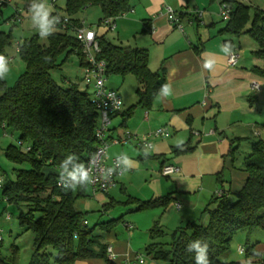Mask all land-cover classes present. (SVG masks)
I'll use <instances>...</instances> for the list:
<instances>
[{
  "label": "trees",
  "instance_id": "16d2710c",
  "mask_svg": "<svg viewBox=\"0 0 264 264\" xmlns=\"http://www.w3.org/2000/svg\"><path fill=\"white\" fill-rule=\"evenodd\" d=\"M222 2L230 7V18L218 34L247 35L258 46L253 55L264 60V12L239 1ZM88 7L98 8L101 19L128 13L131 8L129 0H65L64 14L77 25L74 17ZM10 32L0 31V56L4 63L11 46ZM40 37V33L32 35L19 46L17 54L25 71L13 86H7L0 73V129L5 134L9 130L17 135V145H8L3 155L13 165L29 166V169L14 170L12 181L1 177L0 200L17 209L22 206L27 209L19 212L17 222L20 229L34 236L28 264H75L89 259L114 264L107 257V243L103 242L102 234L110 233L121 218L89 227L83 214L74 207L76 199L85 197L86 188L56 186L58 173L78 171L97 145L94 131L99 114L91 103L88 89L81 90L67 81L66 86H59L50 76V71L62 65L70 55H75L82 66L81 46L66 32L46 33V45L39 43ZM98 44L99 59L107 64L106 76H133L139 85L136 105L149 108L163 70L152 73L148 69L145 50L114 46L102 38L98 39ZM223 44L233 49L232 40H224ZM256 72L264 78V70ZM132 109L126 112L128 117ZM262 127L264 129V125ZM240 141L230 140L228 155L232 159ZM22 147L28 151L23 152ZM190 150L183 145L172 154ZM242 170L247 174L243 188L232 197L223 193L214 197L211 206L203 211L207 215L205 224L189 221L171 232L168 250H164L161 243L167 234L155 222L149 230L147 257L167 264H198L197 257L202 255L207 264H240L223 263L218 258L228 252L236 233L264 232V140L251 143L250 153L243 158ZM126 203L135 204L136 211H148L167 207L171 199L162 197L143 202L130 198ZM96 229L102 234L95 233ZM251 248L249 246L245 253L254 258L248 253ZM16 258V248L9 258H4L0 242V264H17ZM255 259L257 264H264V259Z\"/></svg>",
  "mask_w": 264,
  "mask_h": 264
},
{
  "label": "crops",
  "instance_id": "0c3cea01",
  "mask_svg": "<svg viewBox=\"0 0 264 264\" xmlns=\"http://www.w3.org/2000/svg\"><path fill=\"white\" fill-rule=\"evenodd\" d=\"M222 1L129 0L130 11L114 21V30L99 27L101 17L95 24L98 39L118 47L145 50L148 69L152 73L163 70L157 94L149 108L136 105L139 87L132 94L122 92L120 95L118 89L124 88L127 76L120 77L122 81L112 79L109 86L111 76H106V87L116 91L122 101L121 112L112 119L108 133V138L117 139L120 143L109 146L108 157L121 156L124 171L115 179L113 187L101 193L109 197L103 209L116 203L110 197L113 190L124 195L126 202L130 198L144 202L169 197L171 203L167 207L151 212L150 221L144 227L148 238L155 222L164 232H173L189 221L205 224L207 215L203 211L211 206L215 193L221 191L232 197L243 188L247 179L242 170L243 160H237L238 152L234 159L228 155L230 140L241 139V143L263 136L258 126L263 129L264 123L258 122H264V119H258L261 114L257 107L259 100L264 98V78L256 70H264V60L253 55L257 47L247 40V35L231 37L218 34L224 27L219 28L215 23L220 20L219 5ZM231 1L252 2L257 4L255 8L264 11L257 0ZM167 7L181 15L182 32L167 20L164 13ZM74 18L87 25L84 17L77 14ZM227 39L232 40L233 49L224 46L223 41ZM230 51L239 54L235 67L227 65ZM80 81L83 90L87 89L82 78ZM67 82L79 86L74 81ZM130 108L133 109L128 117L126 112ZM158 128H165L169 136L152 139V149L138 154L141 148L133 137L148 136ZM126 132L129 138L125 136ZM183 145L191 150L180 155L172 154L175 148ZM166 165L175 166L178 171L163 177L160 169ZM137 174L142 175L141 187L149 197L128 194L127 189ZM97 194L92 193L93 196ZM132 205L136 209V205ZM119 218L123 222L122 217ZM253 233L244 232V235L245 245L252 246L248 253L254 256L253 262L256 263L255 258L264 259V238L255 234L252 237ZM113 235L111 230L106 237L110 239L107 247L112 248L114 264H131L141 256L128 244L114 239ZM236 252L245 253L240 242ZM75 264L106 263L102 259H89Z\"/></svg>",
  "mask_w": 264,
  "mask_h": 264
},
{
  "label": "rangeland",
  "instance_id": "374dc122",
  "mask_svg": "<svg viewBox=\"0 0 264 264\" xmlns=\"http://www.w3.org/2000/svg\"><path fill=\"white\" fill-rule=\"evenodd\" d=\"M224 1V0H223ZM11 3L7 6L1 8V16H0V31L4 33H8L11 31V46L7 49L6 55L10 57L12 60L10 62L4 63L5 70L2 72L3 79L7 86L11 87L14 85L17 78L25 71L24 63L19 59L18 54L15 51V46L17 42L24 41L25 39H29L32 35L37 33L41 34L39 43L41 45H46L45 34L52 33L53 31L49 28L45 27L43 22L35 23L33 22L32 17H41L42 12H47V17L52 13H64V5L65 0H57L55 6L50 4V0H37V2L28 1L26 3L19 0H11ZM224 2H221L222 4ZM246 5H250L254 7L252 2H243ZM259 7H262L264 10V0H257ZM24 4H31L33 9L27 13L22 14L23 20L20 23L11 22L12 17L14 16L13 5H18L19 7H23ZM217 4L215 3V6ZM217 7V6H216ZM260 9V8H258ZM261 10V9H260ZM264 12V11H263ZM78 16H82L85 19L87 26L89 25L92 30H95V24L97 20L101 17L100 10L96 7H88L85 10H82L78 13ZM220 17V16H219ZM216 26L221 28L224 26L225 21L216 20ZM91 24V25H90ZM249 28V26L247 25ZM43 34V35H42ZM109 37V36H108ZM251 44H255L257 49V44L250 40L249 37H246ZM239 55V54H238ZM51 78L59 85L66 86L67 83L65 81H74L78 83V88L83 90L81 86V69L78 64V60L75 55L68 56L67 60L56 67L55 69L50 71ZM112 79H117L122 81L120 77L111 76L108 80V86L112 83ZM126 83L124 88H119L118 92L120 95L122 92L126 94H132L139 87L138 83L132 76H127L124 80ZM118 87V86H117ZM263 100V101H262ZM259 100L258 110L260 109V117L259 120L264 119V98ZM264 122H258V124H262ZM261 129V134L263 136L253 137L251 141H242L238 148L237 160H243L242 158L247 156L251 151V143L257 141L258 139L264 140V130ZM10 133V134H8ZM3 131L0 129V177H7L8 180H14L15 171L17 169H29L28 165L17 166L13 165L9 162L3 155V150L8 145H17V135L15 133H11L9 130L6 131V136H3ZM143 151V152H142ZM145 150L140 149L137 151L138 154H144ZM241 158V159H239ZM238 162H236L237 164ZM141 182H143V177L141 174H137L133 180L132 185H130L128 190V194L134 197H149L148 194L144 193V189L141 187ZM117 190H113L110 193V197L116 200V203L111 207L103 209V205H105L109 201V197L96 193L97 195L93 196L90 188H86L85 197L78 198L74 202L75 209L83 214V218L86 221L89 227H93L96 223L106 222L112 219H117L118 217H122L123 222H117L113 227L112 231L114 233V239L123 242L124 244H128L130 249L133 252L141 255L144 258L143 264H167L164 261H153L150 257H147L145 253V247L150 243V240L147 235V231L144 230V227L148 225L150 221V214L153 211L158 209H153L149 211H135V206L132 204L126 203V198L124 195L117 193ZM27 209L22 206L17 209L13 205H8L4 200H0V242H1V253L4 258H9L12 253V249L16 248L17 250V264H28L31 254H32V243H33V234L30 231H23L19 228L17 222V216L19 212H25ZM6 214L9 215L10 219L6 220ZM131 224L133 226V230L127 232L124 228V224ZM200 223V222H198ZM166 237L161 241L163 244V249H169L170 243V234L172 230H165ZM245 231H241L236 233L232 241L230 243V248L227 253L220 256L218 260L220 262H242V264H257L254 261V258L244 254H238L236 252V246L240 242L243 249L246 251L250 245H245ZM252 237H261L264 238V232L260 230H254ZM95 233H100L97 229ZM103 235V242L109 243L110 239L106 237V234ZM239 236V237H238ZM237 238H240L237 240ZM253 240L250 239V242ZM50 253L53 254L52 251Z\"/></svg>",
  "mask_w": 264,
  "mask_h": 264
},
{
  "label": "built area",
  "instance_id": "2783aa9c",
  "mask_svg": "<svg viewBox=\"0 0 264 264\" xmlns=\"http://www.w3.org/2000/svg\"><path fill=\"white\" fill-rule=\"evenodd\" d=\"M11 0H0V8L9 5ZM57 0H50V4L55 6ZM14 16L11 22L20 23L23 20L22 14L29 13L33 6L24 4L23 7L13 5ZM165 16L169 23L173 24L176 29L183 31L181 24V15L174 12L171 8H165ZM124 14L117 17L103 18L99 22V27H103L108 31L114 30V21ZM219 16L222 21L227 22L230 18V7L226 3L219 5ZM33 22H39L40 17H32ZM44 26L53 32H66L71 35L81 46V54L83 55V65L80 66L82 74V82L90 92L91 103L99 114V123L94 131L97 145L92 156H90L85 164L75 172L66 173L60 171L56 180V186L61 189H68L75 186H84L90 188L92 193H105L113 187L115 179L120 177L124 171V159L121 156L108 157V148L110 145L120 143L117 139L108 138V133L112 125V119L120 114L122 109V101L118 93L106 87V68L107 64L104 60L99 59L100 48L98 44V36L95 30L85 25L83 22L77 25L73 23L70 16L66 14L52 13L45 21H42ZM22 41L17 42L15 51L18 53L19 46ZM12 59L7 57L5 63ZM239 55L236 51H230L227 56V65L235 67L238 63ZM164 89V86L161 87ZM5 135V134H4ZM127 138L130 135L126 132ZM169 132L165 128H158L148 136L133 137L137 146L144 150L152 149V139L166 138ZM23 152H27L28 148L22 147ZM178 171L175 166H163L160 169V175L163 177L174 174ZM2 178L0 177V186ZM216 197L222 195L221 191L215 193ZM179 207V206H177ZM6 220L10 217L5 216ZM85 223V222H84ZM127 231H131V224L124 225ZM1 240V239H0ZM240 252L243 250L240 249ZM108 259L113 262L112 248L109 246L106 249ZM144 258L137 256L131 264H142Z\"/></svg>",
  "mask_w": 264,
  "mask_h": 264
},
{
  "label": "clouds",
  "instance_id": "9594fccd",
  "mask_svg": "<svg viewBox=\"0 0 264 264\" xmlns=\"http://www.w3.org/2000/svg\"><path fill=\"white\" fill-rule=\"evenodd\" d=\"M46 17H47V12H42L41 13L42 21H45ZM206 66L208 65L206 64ZM4 70H5L4 58L0 56V73H2ZM197 261H198V264H207V262L204 260L202 255L197 257Z\"/></svg>",
  "mask_w": 264,
  "mask_h": 264
}]
</instances>
